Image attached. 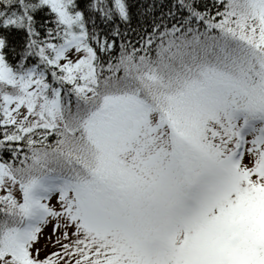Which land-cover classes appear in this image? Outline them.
I'll return each instance as SVG.
<instances>
[{
	"label": "snow or ice",
	"instance_id": "6c2138e0",
	"mask_svg": "<svg viewBox=\"0 0 264 264\" xmlns=\"http://www.w3.org/2000/svg\"><path fill=\"white\" fill-rule=\"evenodd\" d=\"M0 191V264H264V0H0Z\"/></svg>",
	"mask_w": 264,
	"mask_h": 264
},
{
	"label": "rangeland",
	"instance_id": "374dc122",
	"mask_svg": "<svg viewBox=\"0 0 264 264\" xmlns=\"http://www.w3.org/2000/svg\"><path fill=\"white\" fill-rule=\"evenodd\" d=\"M0 194H2V191H0ZM46 232H47V230H46ZM51 249V246H49V249H45L44 251H42V255L46 252V251H48V250H50Z\"/></svg>",
	"mask_w": 264,
	"mask_h": 264
},
{
	"label": "trees",
	"instance_id": "16d2710c",
	"mask_svg": "<svg viewBox=\"0 0 264 264\" xmlns=\"http://www.w3.org/2000/svg\"><path fill=\"white\" fill-rule=\"evenodd\" d=\"M158 14H159V13H157V15H158ZM133 27H135V25H133ZM116 43L119 44V40H117Z\"/></svg>",
	"mask_w": 264,
	"mask_h": 264
}]
</instances>
